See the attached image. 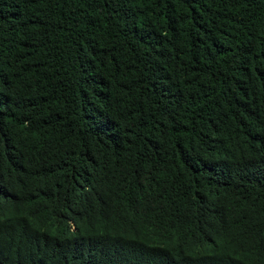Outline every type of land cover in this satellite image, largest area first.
Returning <instances> with one entry per match:
<instances>
[{"label":"trees","instance_id":"1","mask_svg":"<svg viewBox=\"0 0 264 264\" xmlns=\"http://www.w3.org/2000/svg\"><path fill=\"white\" fill-rule=\"evenodd\" d=\"M0 264H264V0H0Z\"/></svg>","mask_w":264,"mask_h":264}]
</instances>
